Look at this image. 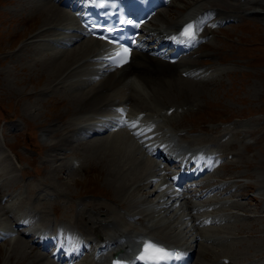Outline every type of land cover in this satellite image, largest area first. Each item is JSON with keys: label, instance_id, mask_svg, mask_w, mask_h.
<instances>
[{"label": "bare ground", "instance_id": "bare-ground-1", "mask_svg": "<svg viewBox=\"0 0 264 264\" xmlns=\"http://www.w3.org/2000/svg\"><path fill=\"white\" fill-rule=\"evenodd\" d=\"M24 1L44 24L31 41L21 45L29 61L25 68L39 77H48L45 83L63 92L75 111H86L56 135L69 134L66 138L70 143L94 148L105 174L101 178L113 191L114 199H109L111 203L80 201L73 222L59 219L46 228L39 225L36 208L40 207L33 205L16 212L19 207L3 206L1 211L7 221L0 222V239L13 237L20 228L21 236L29 239L24 242L17 238L3 244L4 264H112L113 260L119 264H143L136 256L146 242L165 249L185 248L193 256L198 248L196 264H233L228 222L241 216L229 214L224 208L242 206L223 199L226 183L233 186L234 182L217 178L214 168L215 162L222 160L225 147L231 144L223 140L226 134L203 143H187L170 122L175 116L174 106L188 104L212 82L209 67H198L191 58L207 32L230 21L231 15L264 17V0H159L164 9L173 5L177 12L157 10L130 62L121 68L102 62L104 42L85 39L81 18L76 17L82 14V0ZM66 8L74 14L70 15ZM188 25H193L191 38L183 34ZM175 48L182 52L171 63L169 58ZM43 141L53 144L48 138L43 137ZM65 150L61 148L58 155ZM165 156L176 160L166 165L162 162ZM184 159L195 160L201 167L190 179L200 188L194 189L199 192L197 198L193 192L195 201L190 200V187L177 197L171 192L172 174H182ZM57 161L52 169L58 181L56 187L60 192L70 190L76 181L75 173L62 178L60 173L68 164L62 159ZM83 161L84 158L73 166L82 168ZM170 165L175 171H170ZM7 188L8 181L0 179V201L12 199ZM258 195L264 192L260 189ZM40 200L42 207L53 205L49 199ZM212 230H223L225 235L213 234ZM260 233L264 238L262 229ZM57 239L60 245L70 244L68 254L56 250Z\"/></svg>", "mask_w": 264, "mask_h": 264}, {"label": "rangeland", "instance_id": "rangeland-1", "mask_svg": "<svg viewBox=\"0 0 264 264\" xmlns=\"http://www.w3.org/2000/svg\"><path fill=\"white\" fill-rule=\"evenodd\" d=\"M27 5L24 0H0V179L8 181L7 193L12 198L0 201V222L7 221L3 206L14 205L19 212L35 205L40 207L36 208L39 225L46 228L59 219L73 222L78 202L111 203L114 194L101 178L105 174L94 148L70 143L66 138L69 134L56 135L86 111H75L63 92L45 83L48 77H39L25 68L29 61L21 45L31 41L44 25ZM164 10L177 12L173 5ZM228 20L233 22H224L207 32L206 43L191 57L198 67H209L212 82L185 106H174L170 126L193 144L226 134L223 140L231 145L225 147L217 178L234 182L233 186L226 183L223 199H233L242 206L233 211L241 217L228 222L233 238L229 255L234 258L233 264H264V238L260 233L264 231V195H258L260 189L264 192V17L241 14L231 15ZM43 137L53 144L44 143ZM61 148L66 150L58 155ZM83 158L82 168L76 169L73 164ZM58 159L68 164L60 173L62 178L75 173L70 190L60 192L56 187L58 181L52 169ZM259 179L262 182H257ZM41 198L53 205L42 207ZM224 209L232 212L231 207ZM21 230L13 237L0 239V264L5 263L7 241L29 240L21 236ZM222 231L210 232L225 235ZM193 260L196 264V254Z\"/></svg>", "mask_w": 264, "mask_h": 264}, {"label": "snow or ice", "instance_id": "snow-or-ice-1", "mask_svg": "<svg viewBox=\"0 0 264 264\" xmlns=\"http://www.w3.org/2000/svg\"><path fill=\"white\" fill-rule=\"evenodd\" d=\"M193 25L185 28L184 35L191 38ZM182 254L179 252L169 251L159 247L152 242H146L142 254L138 257L144 264H168L169 261L181 259Z\"/></svg>", "mask_w": 264, "mask_h": 264}]
</instances>
